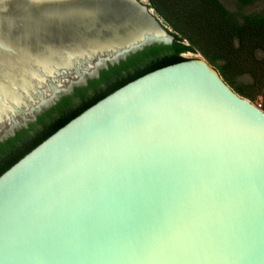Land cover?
I'll use <instances>...</instances> for the list:
<instances>
[{"label":"water","instance_id":"obj_1","mask_svg":"<svg viewBox=\"0 0 264 264\" xmlns=\"http://www.w3.org/2000/svg\"><path fill=\"white\" fill-rule=\"evenodd\" d=\"M6 2L0 142L175 41L143 0ZM0 264H264V110L202 56L127 83L0 176Z\"/></svg>","mask_w":264,"mask_h":264},{"label":"trees","instance_id":"obj_2","mask_svg":"<svg viewBox=\"0 0 264 264\" xmlns=\"http://www.w3.org/2000/svg\"><path fill=\"white\" fill-rule=\"evenodd\" d=\"M173 30L171 45H152L109 65L99 78L77 86L28 127L0 142V176L86 109L135 79L179 63L183 54L202 55L240 96L261 99L264 110V0H148Z\"/></svg>","mask_w":264,"mask_h":264},{"label":"rangeland","instance_id":"obj_3","mask_svg":"<svg viewBox=\"0 0 264 264\" xmlns=\"http://www.w3.org/2000/svg\"><path fill=\"white\" fill-rule=\"evenodd\" d=\"M146 4L148 3L146 0H143ZM230 9H235L233 3L231 2V0H222ZM197 56H202L200 54H193V53H186V54H183L182 57L184 58H194V57H197ZM203 57V56H202ZM251 101V100H250ZM253 102L256 106L258 107H261L262 106V102H261V99L257 100V101H251ZM262 109V107H261Z\"/></svg>","mask_w":264,"mask_h":264},{"label":"bare ground","instance_id":"obj_4","mask_svg":"<svg viewBox=\"0 0 264 264\" xmlns=\"http://www.w3.org/2000/svg\"><path fill=\"white\" fill-rule=\"evenodd\" d=\"M4 1L9 2V1H13V0H4ZM7 2H6V3H7ZM0 7H1V8H5V7H6V4H1V3H0Z\"/></svg>","mask_w":264,"mask_h":264},{"label":"flooded vegetation","instance_id":"obj_5","mask_svg":"<svg viewBox=\"0 0 264 264\" xmlns=\"http://www.w3.org/2000/svg\"><path fill=\"white\" fill-rule=\"evenodd\" d=\"M39 114H40V113H37V114H36V117H37V115H39ZM30 122H33V120L28 121V122H27V125H28ZM3 123H4V122H3ZM20 129H21V128H20ZM17 130H19V129H17ZM17 130H16V131H17ZM0 131H4V129H2V130H0ZM0 133H1V132H0Z\"/></svg>","mask_w":264,"mask_h":264}]
</instances>
